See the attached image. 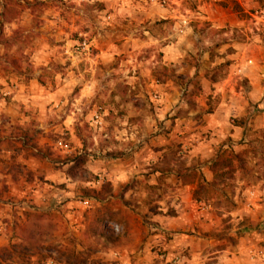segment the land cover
I'll list each match as a JSON object with an SVG mask.
<instances>
[{"label": "rangeland", "instance_id": "374dc122", "mask_svg": "<svg viewBox=\"0 0 264 264\" xmlns=\"http://www.w3.org/2000/svg\"><path fill=\"white\" fill-rule=\"evenodd\" d=\"M122 1L95 0L77 6L73 0H0V12L11 5L16 13L12 21L0 25V79L7 85V89L0 85V93L15 88L28 94L9 112L0 114V264H43L53 251L59 254L54 258L57 264H107L104 252L109 247L141 248L145 227L152 223V203L159 196H135L125 201L120 193L117 198V192L96 173L89 179L86 158L80 153L92 147L93 129L86 117L93 112L108 124L100 133L105 138L100 144L102 155L94 156L95 162L131 155L126 145L123 151H105L119 144L115 137L124 128L126 117L128 125L139 126L137 138L166 135L164 122L155 115L153 99L164 90L182 100L177 103L178 113L189 112L192 120L211 112L221 95L235 100L246 113L238 120L229 118L243 127V142L230 150L238 156L230 167H217L212 186L203 184L194 170L184 168L174 144L162 154V167L173 163L183 181L196 180L193 198L209 206L218 218L213 231L201 233L216 238L217 244L203 241L198 248L239 246L243 251L250 246L242 241L245 235L264 233L262 221L242 215L234 222L231 215L235 209L244 212L241 194L247 188L264 192V130L254 128L252 122V115L264 114V108L250 102L253 97L264 99V66L247 65L244 54L254 36L264 50V0L246 1L245 10L233 1L220 2L218 6L241 23H225L219 28L202 19L196 0L172 4L170 16L150 11L152 16L143 13L136 19L122 16ZM138 1L142 5V0ZM162 1V7L168 9ZM176 13L188 18L193 29L181 50H186L187 43L196 50L181 61L184 71L179 75L176 67L163 64V54L155 46L139 47L147 44L145 32L164 34L175 27L179 22ZM123 37L143 42L122 50ZM93 38L103 46L102 53L90 44ZM205 39L211 41L210 47H204ZM93 79L98 81L94 94L86 88ZM81 96L85 97L80 101L82 113L73 118L74 105ZM30 97L36 99L28 108L23 101ZM4 98L10 106L14 103L11 95ZM192 98L195 107H185V101ZM65 99L62 108H53V101ZM67 115L75 122L69 124ZM148 116L156 120L159 131L144 123ZM166 120L170 119L165 116ZM78 157L85 161L74 170L73 178L78 177L81 186L67 196L68 171L60 165ZM112 222L127 226V240L113 241L109 235ZM254 242L263 246L261 240ZM181 255L191 258L186 250ZM153 264L163 261L154 260Z\"/></svg>", "mask_w": 264, "mask_h": 264}, {"label": "crops", "instance_id": "0c3cea01", "mask_svg": "<svg viewBox=\"0 0 264 264\" xmlns=\"http://www.w3.org/2000/svg\"><path fill=\"white\" fill-rule=\"evenodd\" d=\"M224 1L236 2L245 10L243 6L249 0H196L198 7H200L199 15L216 28L225 23L229 26L240 24L241 21L236 19L229 10H223L218 6L220 2ZM142 9L143 6L138 0H131L129 4H125L122 1V16L127 14L129 17L133 16L135 19L139 18L145 13ZM165 10L161 7L160 9L156 8L150 11H152V14H158L159 16L166 14L170 16ZM101 11L105 12V10ZM150 11L145 14L146 17L152 16ZM173 11L171 10V12ZM256 37L254 36V42L245 46L246 51H244V54L248 61H252L250 59L252 57L254 59L252 64L256 66V69H259L264 66V50L259 43L260 41H256ZM122 39L124 40L122 42V50L128 46H133V44L136 45L138 42H143V40L128 37H123ZM91 43L98 46L102 53L101 49L103 46L99 44V40L93 38ZM164 47L166 48L165 51H159L163 54V64L173 66L171 63H166L165 61L166 57L174 59L175 51L167 49L166 45ZM160 86L161 84L158 87ZM86 88L89 89L87 84ZM23 96L28 97L27 92ZM153 99L156 102V116L165 107L169 110L166 117L170 120H166V123H163L164 128L167 130L166 135L148 136L143 139L137 138L138 144L134 146L131 143L129 146L126 145L125 150L131 154L130 156H123L120 159L106 161L105 163L97 161L96 167L114 171L118 167L131 168L136 166L142 169L140 175L143 177V180L133 181L129 185H120L122 186V190L126 191L128 187L135 184L133 197L142 196L145 198V192L148 193L147 196H159L152 203L155 206L152 205L154 207H152L150 213L152 223L149 225H151V229L145 227L146 237L141 248L132 250L129 247L122 246V250L129 252H147L151 250V252L165 257L167 256V252L164 251L165 248L171 250V248L179 245L177 251L180 254L185 250L189 254L190 250L183 247L184 241L180 239V236H188L195 248H198L199 244L203 241H207L208 245H216V238H212L209 234L205 235L201 233L213 231L217 227L218 218L210 213L209 206L193 198L197 181H183L177 171V167L173 163H167L162 167V163H160L163 158L162 154L166 151L167 146L174 144L175 148L180 150L181 159L182 157L191 159L190 166L182 159L184 168L188 169V171L194 170L197 174H200V181L207 185L213 178L209 166H211L215 157L224 150H233L240 140L243 142V127L241 128L238 124L230 122L229 118H236L238 120L244 117L246 113H244V110L241 111L243 108L235 100L221 95L218 104L214 105L211 112L202 114L197 120H192L189 112L184 115L178 113L180 105H177V103H181L182 100L177 95L164 90L153 96ZM250 102L256 105L258 109L264 108L261 107V105H264V99L260 100L253 97L250 99ZM139 113L140 111L136 114ZM252 117L254 128L264 130V114L258 113L254 116L252 115ZM69 118L71 117L67 115L66 119ZM65 122L66 120L63 121V123ZM124 130L125 128L122 129V131ZM138 132H141V129ZM149 154H153L157 158L158 162L156 164H145L144 158ZM192 164H196L194 168H192ZM98 177L101 180V176L98 175ZM103 181L108 182L111 190L114 191L113 181L108 178L107 174ZM148 181H152V183H147ZM241 196L244 198V203L242 204V211L244 212L239 214V211L235 209L231 213L232 220L237 222L244 215L249 220H260L262 221V225H264V192L252 186L247 188ZM166 211H169L170 214L167 215ZM249 234L248 236L245 235L242 239L248 245H250V242L251 244H255L254 240H260V237L264 236V233L255 234L251 232ZM261 242L263 244L261 248H264V241ZM248 247L245 248L247 249ZM213 250L221 251L217 249Z\"/></svg>", "mask_w": 264, "mask_h": 264}, {"label": "clouds", "instance_id": "9594fccd", "mask_svg": "<svg viewBox=\"0 0 264 264\" xmlns=\"http://www.w3.org/2000/svg\"><path fill=\"white\" fill-rule=\"evenodd\" d=\"M73 2L76 3L77 6H79L82 3H95V0H73ZM124 3L129 4L131 3V0H124ZM164 3L168 4V9H166L165 11L168 14H171V5L180 3V0H164ZM142 5V11H144L145 14L151 9L162 7L161 0H142ZM129 15H131V13H129ZM101 19H103V17H101ZM176 19L179 22L175 25V27L170 28L167 33L162 34L156 32L154 35H150L148 32H145L144 35L147 37V44L139 45V47L155 46L157 51H165L166 48L164 46L166 45L167 49L174 50L175 59L166 57L165 62L171 63L174 67H176L177 75H179L184 71V68L180 66L181 61L185 60L188 55V52H192L193 55H195L196 50L194 49L192 43H187L186 50H181V46L185 45L187 37L193 34V29L188 26V18H185L184 16L179 15V13H176ZM227 35H231V33H228ZM174 38L175 41L173 42ZM256 41L259 42L258 37H256ZM203 45L204 47H210L211 41L205 39L203 41ZM153 59H155V57H153ZM248 63L251 65L253 62L249 61ZM194 73L195 69L193 68L191 74ZM71 75V72H69V77H71ZM0 85H4L7 89V85H5V81L3 79H0ZM97 85L98 81H95V79H93L91 86L88 89V92L94 94L95 90L97 89ZM8 95L12 96V100L14 102L11 106L9 105L8 101L4 98ZM23 95V89L17 90L15 88L0 93V114L7 113L11 110V108H14L16 106L15 102L20 100ZM35 99L36 97H30L29 100L23 102L25 103L26 107L31 108L33 107L32 101ZM84 99L85 97L81 96L80 100L77 101V104L74 105L75 111H73L72 113L73 118L78 117L82 113L83 108L82 105H80V101ZM52 104L53 108L59 109L62 108L65 104H67V99L63 101L55 100L52 102ZM261 107H264V105H261ZM168 111L169 110L167 107L161 109L157 114V119L161 122L166 123L165 116ZM241 111H243V109H241ZM94 115L95 113L93 112L91 115L86 117V120L91 125L93 132L91 140L89 141L92 147L88 149L87 153L83 151H81L80 153L81 156H84L86 158L84 168L88 169L89 179L91 178L90 174L94 172L97 175L101 176V182H103V179L107 174L108 178L113 181V190L117 192V198L119 194L122 193L123 199L125 201H129L134 196L135 184H133L132 187H128L126 191L122 190L119 186L132 184L133 181L136 180H143V177L140 175L142 169L133 166L131 168L118 167L114 171H110L108 169L96 167L94 156L102 155L100 150V144L105 138L104 136H101L100 133L104 132V130L108 127V124L103 121V117H99L97 121L94 122L92 119ZM107 115L108 112L105 111L104 116ZM127 119L128 118L126 117L123 123V127L125 128V130L119 132V134L115 137L119 144H113L106 148L105 151H123L124 145H128L131 143L134 146L135 144L139 143V141L137 140V128L139 126L128 125ZM74 122L75 120L71 118L68 121L69 124ZM97 123L103 124V127L97 128ZM144 123L150 126L153 130L159 131V129L156 128V120L152 119L151 116H148L145 119ZM182 159L185 160V163L188 166L191 165L190 158L182 157ZM144 160L146 165H153L158 162L157 158L153 154H149L144 158ZM74 165V161H67L61 163L60 166L66 172L67 169L74 167ZM157 175H159V173H157ZM78 180V177H68L67 184L69 191L66 192L67 196H72L73 191L81 186L78 183ZM147 183H152V181H148ZM147 195L148 193L145 192V198L147 197ZM147 227L151 229V225H148ZM109 229L111 230L109 232V235L112 236L113 241L128 239V228L125 224L112 222L109 224ZM0 230H2V226H0ZM161 235H163V233H161ZM180 239L184 241L183 247L190 250L189 255L191 258H189V256H183L180 254L179 251H177V247H179V245L177 247L171 248V250L165 248L164 251L167 252V256L165 257H161L158 254L151 252V250H148L147 252H129L127 250H119L113 247H109L107 250H105L104 257L106 259L107 264H153L154 260H162L163 264H264V248L259 247L257 244H251V242L250 246L243 251L240 250L239 246L233 249L215 251L211 249L195 248L190 242L188 236H180ZM260 240L264 241V236H261ZM58 255L59 254L56 251L51 252L48 260L45 261V264H57V261L54 258L58 257Z\"/></svg>", "mask_w": 264, "mask_h": 264}, {"label": "trees", "instance_id": "16d2710c", "mask_svg": "<svg viewBox=\"0 0 264 264\" xmlns=\"http://www.w3.org/2000/svg\"><path fill=\"white\" fill-rule=\"evenodd\" d=\"M15 9H13V6L8 5V8L5 10L3 9V11L0 12V25L1 22H10L15 18ZM186 106L188 108H193L195 107L194 102H193V98L192 99H187L185 101ZM237 155L234 154L233 152L224 150L222 151L220 154H218L213 163L211 164L209 170L211 171V173L213 174V178L215 177V173H216V169L217 167L221 166L220 168L223 167H230L231 166V161L233 159H237ZM85 159L83 157H78L75 159V165L72 168H69L68 171V176L73 177L75 172V169L82 167L83 163H84ZM212 184H214L213 182L208 183L207 185L212 186Z\"/></svg>", "mask_w": 264, "mask_h": 264}, {"label": "built area", "instance_id": "2783aa9c", "mask_svg": "<svg viewBox=\"0 0 264 264\" xmlns=\"http://www.w3.org/2000/svg\"><path fill=\"white\" fill-rule=\"evenodd\" d=\"M161 4H163V1H162V0H161ZM248 62H249V61L247 60V61H246V64H247V65H249ZM240 72H241V70L238 69L237 73L239 74ZM98 118H99V116L96 115V114L92 117V119H93L94 122L97 121ZM100 124H101V123H97V125H100ZM82 204L85 205V202H83ZM46 261H47V260H46ZM43 264H45V262H44Z\"/></svg>", "mask_w": 264, "mask_h": 264}]
</instances>
